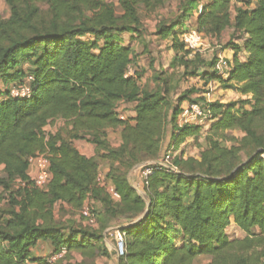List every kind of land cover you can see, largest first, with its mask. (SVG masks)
I'll list each match as a JSON object with an SVG mask.
<instances>
[{"label":"trees","instance_id":"trees-1","mask_svg":"<svg viewBox=\"0 0 264 264\" xmlns=\"http://www.w3.org/2000/svg\"><path fill=\"white\" fill-rule=\"evenodd\" d=\"M6 1L10 15L0 16L2 88L21 85L28 75L34 81L31 98L10 97L11 87L0 91V204L8 203L0 207V264H95L111 257L105 231L120 221L127 226H119L126 233L119 264H264V0H187L178 21L158 23L156 35L172 42L175 56L170 70H154V84L145 86L137 67L136 77L126 76L138 66L131 43L144 36L140 9L156 11L167 0H117L120 14L110 0ZM200 4V33L220 39L232 28L243 40L234 45L227 78L211 72L217 58L205 64L182 38ZM203 65L209 71L200 74ZM198 76L251 94V109L244 107L247 100L208 103L200 97L191 101L211 114L210 126H180L182 103L197 90H184L176 102L173 94L182 78ZM121 102L135 104L134 117H120ZM58 120L68 137L46 132ZM168 124L174 150L202 136L200 155L185 157L182 150L172 160L179 172L155 169L143 179L144 197L128 173L159 158ZM111 129H121L118 146L108 139ZM233 130L243 136H230ZM79 139L102 152L109 165L105 177L119 198L99 181L98 158L74 146ZM40 153L51 163L48 186L14 188L18 178L31 181L29 158ZM91 200L95 227L56 217L58 204L82 210ZM233 223L243 237L228 236ZM41 242L51 244V255H64L53 263L35 256Z\"/></svg>","mask_w":264,"mask_h":264},{"label":"rangeland","instance_id":"rangeland-1","mask_svg":"<svg viewBox=\"0 0 264 264\" xmlns=\"http://www.w3.org/2000/svg\"><path fill=\"white\" fill-rule=\"evenodd\" d=\"M113 1L116 4V8H117V13L120 14L121 13V8L119 6V3L117 0H110ZM187 0H167L166 5L163 8H160L156 11H152L149 12L144 8L140 9V17L142 19V24H143V34L146 38V40L148 41L147 44L150 45V50L151 52H153V50H155L156 52L160 53V48H162L161 50H167L168 47H160V45H156V42H152L154 41V36L156 35V29L158 26L159 21L161 20H167L169 23L172 22H176L179 20L180 15L183 12V5ZM238 2H234V6H237ZM46 7V6H44ZM232 12L234 13V8H232ZM196 13V12H195ZM198 13V10H197ZM10 15V8L9 5L7 4L6 0H0V16L2 18H7ZM195 15V14H194ZM193 28H198L197 23L195 24V22L193 21V23H186L184 30V33L187 30H191ZM183 33V36H184ZM204 35V34H203ZM130 36V34L126 35V38L128 39ZM144 36L142 37V40L145 41ZM182 36V38H183ZM209 39V38H208ZM211 40V39H210ZM138 41H140V38L138 39ZM241 39H239V35L234 36L233 34V29L232 28H228L226 30V32L223 34L221 39H214L210 41L206 40L205 37V41L204 44L200 47L199 51L204 55L203 59L205 60V64H207L206 62H211L213 58H217V60L220 59L221 54L223 56H225L226 58H229L228 55L230 54V50H234V45H240L242 44ZM231 43V45H229ZM228 45V47H227ZM226 47V48H225ZM225 50H229L228 52H225ZM198 51V53H199ZM225 52V54H224ZM157 53V56H155L156 58H151L154 61L152 62V64L154 63L155 66L153 67V69L155 70H160L163 69L165 66H168V70H170L169 65H170V56L168 55V50H167V56L164 58L160 57V54ZM242 58L244 57V54H241ZM160 58V59H158ZM173 61V59H172ZM173 64V63H172ZM137 67L138 69V74L140 75V80L142 82V86H145L147 84H154L152 83V77L149 76L150 74H148V71L145 69V67H141V66H134ZM139 67V68H138ZM24 70L26 71V73L29 71L30 69V65L29 64H25L24 65ZM148 69V68H147ZM180 71L176 70V75L177 78H181L180 77ZM14 85V83H10L8 88L12 87ZM3 86V82L0 79V91L3 92L4 90H7L8 88H2ZM205 85L203 84V82H198L197 80L189 77V78H182L181 82L178 86V88L176 89V92L173 94V100L176 102L177 101V95H179L181 92H183L184 90L187 89H191V88H195L197 91H207V93H211V97L212 98H216L215 100L224 102L226 104H229L231 102H240L241 100H247L244 103V107L247 109H251L254 101L252 100V95L248 94V95H244L241 92L234 90V89H227L224 88L219 82H217L216 84H214L213 86L209 85L208 89H206V87H204ZM2 94V93H1ZM194 98H198L196 95H193L192 99ZM192 102V101H191ZM239 106V103H238ZM182 112V109L180 111V113ZM180 115V114H179ZM62 122V121H61ZM211 123H206L205 125H202V128H204V130L210 126ZM172 125L168 124L167 126V134H166V138L164 140L163 146H162V155H165L163 157H166L167 155L170 156V161H172L176 156H179V154L181 153V151L183 150L185 152V157L188 156H194V157H199L200 155V151H201V144L204 141V138L201 137H195V138H189L187 139V141L180 146V148L178 150H174L173 145L171 144V132H172ZM57 131H61L66 137H68V132H67V126L65 125L64 122L62 123H58V124H50L47 128H46V132H57ZM230 136H235V137H242L243 136V132L238 131V130H233L231 132H229ZM119 137L115 134V133H110V141L112 144L116 143L118 141ZM226 145H230L231 143L229 142H225ZM95 154V156L98 158V161L100 162V169H101V174H102V185L108 186L110 188V181L108 179H106L105 175H106V171L109 170V165L104 162V160L101 158L102 152H99L96 148H94L92 150ZM162 157V158H163ZM244 159H246V157L244 156ZM138 165V164H137ZM137 165H135L133 168H131V170L128 173V179L130 184L142 195L145 197V191H144V187L141 184V181H143V179H140V177L137 176V174H135L134 169L137 167ZM1 171V168H0ZM142 186H141V185ZM107 187V188H108ZM110 190V189H109ZM189 196H186V200L188 201ZM91 206H95L96 204L94 203V201H89L88 202ZM6 204L8 203H1L0 207L4 208L6 207ZM82 210H78V209H74L70 206L67 205H63V207L58 204L55 207V214L56 217L62 221H65L67 223H72L75 225H86L87 222L86 220L83 218L82 216ZM257 231V229H256ZM228 236L230 238H234V237H242L245 235V233L243 235L238 234L239 231H237V228L234 226H229L228 229L226 230ZM106 245L110 250L111 253V257L110 258H100L99 260L96 261L95 264H119V256L116 250V241L114 238H107L106 240ZM55 255H50L49 259H53L52 257ZM206 261L203 260V264H205Z\"/></svg>","mask_w":264,"mask_h":264},{"label":"built area","instance_id":"built-area-1","mask_svg":"<svg viewBox=\"0 0 264 264\" xmlns=\"http://www.w3.org/2000/svg\"><path fill=\"white\" fill-rule=\"evenodd\" d=\"M183 40L186 43L187 48L192 49L195 52H198L200 47L204 44L205 36L196 29L187 30L184 33ZM217 72L222 76H229L230 67L225 59H219L217 66ZM127 77H136L137 70L134 66H130L126 72ZM33 81L34 77L28 75L23 84L13 86L9 90L10 97L12 98H31L33 95ZM187 115V124H199L205 125L212 120L211 114L204 108L200 103L192 102L188 108ZM165 156V155H163ZM162 156V157H163ZM160 157L153 161L143 162L138 164L134 169L135 174H137L140 179H144L151 175L155 169H168L174 172H179V170L172 165L170 161V156ZM30 168L34 167V174H30V180H23L18 178L14 182V188H25V187H35L43 189L48 186L51 178V163L47 153H40L36 156L29 158ZM29 168V170H30ZM103 179L102 174L99 175V181ZM31 182V183H29ZM142 184V181H141ZM140 184V185H141ZM110 192L114 195L115 198H119V194L116 193L113 187H110ZM82 216L86 219V222L90 226H97L96 218L93 213V209L90 207L89 203L86 202L82 209ZM114 238L116 241V250L118 256H123L125 253V242H126V233L119 226H111L105 231V239ZM64 255V252L53 256V259H49L53 263L56 259Z\"/></svg>","mask_w":264,"mask_h":264},{"label":"crops","instance_id":"crops-1","mask_svg":"<svg viewBox=\"0 0 264 264\" xmlns=\"http://www.w3.org/2000/svg\"><path fill=\"white\" fill-rule=\"evenodd\" d=\"M200 8H202V5L200 4L199 5V8L197 9L198 10V13H197V10H195L194 11V14H193V16L191 17V19L188 21V23L190 22V23H193V21L195 22V24L197 23V19H198V17H199V9ZM196 12V13H195ZM193 29H196V30H198V28H193ZM226 32V31H225ZM224 32V33H225ZM223 33V34H224ZM223 36V35H222ZM222 38V37H221ZM220 38V39H221ZM144 39H145V41L144 40H141V41H137V40H134L132 43H131V45H132V47L134 48V50H135V52H137V54H138V57H137V59H136V63L139 65V66H141V67H145V69L148 71V74H150L149 76H152V74H153V72H154V70L155 69H153V67L155 66V64L153 63L152 64V62L154 61L153 59H151V58H156L155 56H157V53L158 52H156L155 50H153V52H151V50H150V45L149 44H147L148 43V41L146 40V38H145V36H144ZM206 40L207 41H210V43H211V40H214V38H211V40L210 39H208V38H206ZM152 42H156V45H160V47H168V55L170 56V58L171 59H169L170 60V65H169V68H170V66H171V63H172V59L174 58V56H175V52L173 51V49L171 48V41L170 40H161V39H159L158 38V36L157 35H155L154 36V41H152ZM226 48V47H225ZM162 48H160V53H158V54H160V57L161 58H164L165 59V57L167 56V50L165 49V50H161ZM229 50H225V52H228ZM225 52H224V54H225ZM230 52V54L228 55V57L229 58H226L225 56H223L222 54H221V57H220V59H225V60H227V62H228V64H229V67H231V65H232V62H233V58H234V54H235V50H230L229 51ZM199 54L202 56V58L204 57V55L199 51ZM241 54H244V57L245 58H242V56H241ZM239 56L241 57V59L242 60H246V58H247V54L245 53V52H243V53H240L239 54ZM158 59H160V58H158ZM218 61L219 60H217V62H216V64H215V67L211 70V72H213V71H217L216 70V66H217V63H218ZM148 68V69H147ZM164 69H168V66L166 67H164ZM231 69V68H230ZM208 72L209 71V69H208V67H206V66H201L200 67V71H199V73L201 74V73H204V72ZM230 72V71H229ZM219 74V73H218ZM222 76V75H221ZM228 77V76H227ZM226 76H223V78H227ZM191 78H193V79H195V80H197L198 82H203V84L205 85L204 87H206V89H208V86L210 85H214V84H216L217 82H219V81H217V80H215V79H211V80H203V79H200V77L198 76V77H191ZM141 84H142V82H140ZM220 83V82H219ZM221 84V83H220ZM193 95H196L198 98H200V97H204V99L208 102V103H210V102H213V101H215V99L214 98H212L211 97V93H207V91H202V92H200V91H196V92H194L191 96H190V98L188 99V100H186V101H184L183 103H182V106H181V109H182V112L180 113V115L178 116V124L180 125V126H183V125H186L187 124V115H188V108H189V106H190V104L192 103L191 102V100H194V99H197V98H194V99H192V97H193ZM177 97V96H176ZM134 103H126V102H121L120 104H119V106H118V112H119V114H120V117L122 118V119H129V118H132V117H134L135 116V111H134ZM62 122H64V121H62ZM61 122V120H58V121H56V122H54V124H58V123H62ZM208 128V127H207ZM206 128V129H207ZM173 131V130H172ZM120 132H121V129H115V130H113V129H111V130H108V139L110 140V133H115L118 137H119V139H118V141L116 142V143H114L113 145L114 146H118V145H120L121 144V136H120ZM171 134H172V132H171ZM171 137H172V135H171ZM73 143H74V146L77 148V149H79L83 154H85L86 156H88V157H93L95 154H94V152L92 151L94 148H95V145L94 144H92L91 142H88V141H86V140H81V139H79V140H74L73 141ZM163 155H162V151L160 152V155H159V158L160 157H162ZM34 172H35V168L34 167H31L30 168V170H29V173L30 174H34ZM107 172V171H106ZM142 185L144 186V184H143V181H142ZM141 185V186H142ZM126 223V221H120V222H118L115 226H127V224H125ZM231 226H234V227H236L237 228V231H239L238 232V234H241V235H243L244 234V232L240 229V228H238L234 223L233 224H231ZM243 237V236H242ZM106 240V239H105ZM33 253H34V255L35 256H40V257H45V258H48V257H50V255H51V253H52V247H51V244L50 243H48V242H41V243H39L38 244V246L34 249V251H33Z\"/></svg>","mask_w":264,"mask_h":264}]
</instances>
